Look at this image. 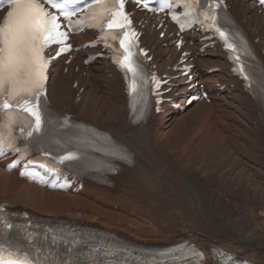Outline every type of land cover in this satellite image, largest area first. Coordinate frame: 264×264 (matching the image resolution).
<instances>
[{
	"label": "bare ground",
	"instance_id": "bare-ground-1",
	"mask_svg": "<svg viewBox=\"0 0 264 264\" xmlns=\"http://www.w3.org/2000/svg\"><path fill=\"white\" fill-rule=\"evenodd\" d=\"M228 3V14L254 47L261 71L264 9L245 0ZM3 15L0 12V21ZM136 17L145 25L142 41L150 49V65L174 77L167 85V95L183 102L187 90L205 85L212 91L211 101L191 102L183 112L164 104L160 113L152 111L147 122L132 123L125 83L109 61L86 65L88 50L78 51L68 64L65 57L60 58L49 83L51 106L98 133L111 132L132 152L133 161L121 163L111 186L85 180L78 192L50 190L29 182L19 177L18 170H7V161L0 162V202L42 215L82 218L157 247L192 240L206 252L205 264H216V250L264 264V80L259 83L261 97L256 98L232 76L219 49H199V34H186V44L179 47L171 25L157 27V15L137 12ZM94 35L88 32L76 39L82 44ZM188 62L197 66L192 81L175 69ZM216 66L220 71L208 72ZM48 136L59 142L72 135L54 129ZM213 157L218 161L211 165ZM85 162L95 161L85 157ZM217 174L224 176L231 191L227 198L243 201L244 192L251 202L247 213L232 215L235 218L230 222L202 209L205 193L201 190L213 186L211 177ZM248 180L259 182L251 187ZM245 235L251 242L243 239Z\"/></svg>",
	"mask_w": 264,
	"mask_h": 264
},
{
	"label": "snow or ice",
	"instance_id": "snow-or-ice-1",
	"mask_svg": "<svg viewBox=\"0 0 264 264\" xmlns=\"http://www.w3.org/2000/svg\"><path fill=\"white\" fill-rule=\"evenodd\" d=\"M142 0H136L141 4ZM187 9L185 16L190 23H198L207 31L212 29L225 42L226 47L235 52L236 44L231 42L227 31L217 25L215 11L202 13V19L193 15V5L188 0H182ZM200 0H196L199 5ZM264 5V0H259ZM6 3L9 10L0 23V155H4L9 149L14 153H21V148L16 145V140L22 138L27 144L29 138L42 139L40 135L46 120V89L47 71L51 59L46 57L45 51L52 45H57L56 56L66 51H71V45L67 43L70 31H81L83 22L78 19L73 22L72 17L85 14L89 8L101 6V15H91L90 19L95 23L89 24V29L104 32H119V47L122 55L117 61L128 80L129 93L139 95L147 77L142 75V61L132 49L135 47L134 37L136 33L131 29V19L125 11V0H83L79 5H73V0H0ZM48 4L53 10L50 12L45 7ZM147 7V4H143ZM171 8V4H167ZM204 7L222 9V2L216 0H204ZM58 11L59 15L55 12ZM61 17H63L64 29H62ZM173 20L179 19L173 15ZM205 21L209 23L205 24ZM103 38V37H102ZM114 39L116 37H113ZM106 47H110L107 43ZM141 55H146L141 50ZM238 67L244 78L245 66L240 63V56H235ZM157 87L160 81L151 78ZM143 115V113H139ZM27 120V128L17 127L21 121ZM19 133V137L14 135ZM34 133L36 134L34 136ZM19 156L17 160H19ZM78 152H68L59 157L60 162L78 159ZM8 229L12 224H6ZM42 253L33 249H20L13 245L5 246L0 243V264H42ZM66 264V262H65Z\"/></svg>",
	"mask_w": 264,
	"mask_h": 264
},
{
	"label": "rangeland",
	"instance_id": "rangeland-1",
	"mask_svg": "<svg viewBox=\"0 0 264 264\" xmlns=\"http://www.w3.org/2000/svg\"><path fill=\"white\" fill-rule=\"evenodd\" d=\"M217 159L218 158L213 157V159L210 160V164L214 165V163L218 161ZM208 179H210V176L208 177ZM258 182L259 181L257 180L249 181L247 182V185L254 187L255 185H257ZM211 183L213 186L208 187L204 190H201V193L203 192L205 193L202 195V198H203L202 199V209L203 210L215 215V217L218 218V220L221 219L222 221H225V222H228V221L230 222L234 220L235 217L232 216L234 214H236L237 216L238 215L243 216L244 213H247L249 211V209L251 208L250 206L251 202L248 199L247 195L244 194V192L241 194V197L244 199L243 201L238 202V201L227 198L226 196L227 192H231V191L229 190V188H227V184H226V180L224 176L217 174L213 178L211 177ZM69 218H72V217H69ZM244 226L245 224H243L240 228H243ZM240 228H237L235 230H238L237 232H239Z\"/></svg>",
	"mask_w": 264,
	"mask_h": 264
},
{
	"label": "water",
	"instance_id": "water-1",
	"mask_svg": "<svg viewBox=\"0 0 264 264\" xmlns=\"http://www.w3.org/2000/svg\"><path fill=\"white\" fill-rule=\"evenodd\" d=\"M250 241V240H249Z\"/></svg>",
	"mask_w": 264,
	"mask_h": 264
}]
</instances>
